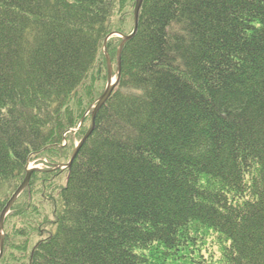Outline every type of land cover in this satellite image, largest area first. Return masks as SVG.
<instances>
[{"label":"trees","instance_id":"1","mask_svg":"<svg viewBox=\"0 0 264 264\" xmlns=\"http://www.w3.org/2000/svg\"><path fill=\"white\" fill-rule=\"evenodd\" d=\"M135 4L0 0V215L33 160H71ZM142 6L94 131L33 173L0 264H264V0Z\"/></svg>","mask_w":264,"mask_h":264},{"label":"water","instance_id":"2","mask_svg":"<svg viewBox=\"0 0 264 264\" xmlns=\"http://www.w3.org/2000/svg\"><path fill=\"white\" fill-rule=\"evenodd\" d=\"M145 0H136V4H135V10H134V30L132 33L130 34H122L120 32H116L113 34H110L105 41V51H106V58L108 61V72H109V76H108V81H107V87L104 90V92L102 93V95L98 98V100L96 101V103L94 104L95 106L93 107V111H92V123H91V127L88 130V132L83 136L84 138L78 143V145H76V149L73 152L72 156H71V160L68 162V164H60L58 165V168H69L73 165L74 161L76 160L75 158L77 157V155L79 154V151L81 150V147L83 146V144L88 140L89 135L94 131L95 129V121H96V117H97V113L100 110V108L102 106L105 105V103L108 101V99L112 96L114 89L116 88V86L118 85V79L121 75V68H122V54H123V47L125 46V44L127 43L128 40H130L131 38H133L136 33L138 32V25H139V20H140V12L142 10V5L144 3ZM116 34H119L120 37H122L123 41L121 42L120 48H119V52H118V76L115 77L114 76V72H113V61L111 60L109 51L107 50V42L109 41L108 39L111 36H114ZM37 170H41L40 168H29L28 169V174L26 175V178L23 180L22 184L17 188L16 192L14 193V195L9 199V201L6 203V207L4 208V210L1 213V217H0V262H1V257L3 255L4 252V244H5V222L7 220V216L8 214L11 212L14 203L16 202L17 198L22 194V192L27 188V186L30 183L31 177L33 175L34 172H36Z\"/></svg>","mask_w":264,"mask_h":264},{"label":"rangeland","instance_id":"3","mask_svg":"<svg viewBox=\"0 0 264 264\" xmlns=\"http://www.w3.org/2000/svg\"><path fill=\"white\" fill-rule=\"evenodd\" d=\"M117 36H120V35H117ZM105 51V50H104ZM105 53H106V51H105ZM114 64H115V66L113 65V72L115 73V68L114 67H116V61L114 62ZM90 117L91 116H89L88 115V117H87V120H86V122H85V128L86 129H88L89 127H90ZM81 129V128H80ZM80 129H78V131H74V132H72V133H70L69 135H68V139H69V148H68V150L70 149H73L72 147L74 146V144H77L78 142H80V140H81V136L83 135V133L81 132V130ZM70 152V151H69ZM40 159H42V158H36V160H33V162H32V166L33 167H40V168H42V169H47V168H45L44 167V162L43 161H41ZM49 159H51L52 160V157L50 156V157H47L46 158V160H49ZM51 160H49V161H51ZM35 161H37L36 162V164H34L35 163ZM66 176H67V174L65 173V174H63V181L66 179ZM19 220V219H18ZM18 220L17 219H13V221L14 222H18ZM13 225H15V224H13ZM16 226H19V227H21L22 226V224L21 223H18V224H16ZM30 230V229H29ZM19 240H21V241H23L24 239H21V238H18ZM18 239H17V241H18ZM15 253H19V256L20 255H22V254H20V251H16ZM14 253V254H15ZM16 258H19L18 256H16ZM22 263H23V261H22Z\"/></svg>","mask_w":264,"mask_h":264}]
</instances>
